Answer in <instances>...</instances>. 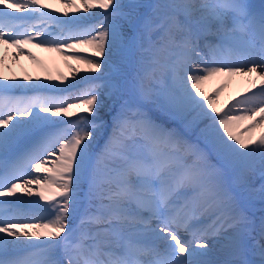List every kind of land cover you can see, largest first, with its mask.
Here are the masks:
<instances>
[{
    "label": "snow or ice",
    "instance_id": "6c2138e0",
    "mask_svg": "<svg viewBox=\"0 0 264 264\" xmlns=\"http://www.w3.org/2000/svg\"><path fill=\"white\" fill-rule=\"evenodd\" d=\"M64 2L61 16L43 0H0V65L7 48L13 59H36L28 44L60 53L90 46L75 58L97 71L131 51L140 65L129 88L136 101L121 95L105 119L100 89L110 85L17 96L34 86L0 81V264H264V215L257 223L225 181L228 172L245 186L257 172L264 179V132L244 136L264 127V6ZM157 69L170 81L160 92L143 83ZM241 74L260 83L226 110L215 99L227 83L211 95L201 87ZM251 192L264 204V183ZM222 236L220 258L213 245Z\"/></svg>",
    "mask_w": 264,
    "mask_h": 264
},
{
    "label": "bare ground",
    "instance_id": "6f19581e",
    "mask_svg": "<svg viewBox=\"0 0 264 264\" xmlns=\"http://www.w3.org/2000/svg\"><path fill=\"white\" fill-rule=\"evenodd\" d=\"M139 2V1H138ZM159 1L152 0L149 4H154ZM264 0H248V3L255 7L257 3ZM43 3L48 5L46 11L53 12L57 15H63V12L68 10V5L64 0H43ZM124 3V0H121ZM130 4V3H129ZM145 8L141 9L145 11ZM73 13L70 11L69 15ZM99 17L88 18L86 23L94 22ZM29 49L35 54L36 59H32L26 53L19 56L18 59H13L14 48H7L5 51V59L2 65H0V81L6 83H20L23 85L34 86L28 88H20V92H15V95L19 96H33V95H57L68 96L78 92L80 89L85 88L91 84L110 85V87H101L102 99L104 100L105 107L101 110V116L105 119L109 118V113L113 108H119V91H127L129 87L128 81L132 82V78L140 71V65L138 64V56L131 51L118 52L114 57V63L109 66L108 69H104L103 65L101 70H92L90 66L84 63L82 60L75 58V54L86 50L91 53L93 50L90 46H80L76 49L66 50L64 53L48 51L44 48L35 47L33 44L23 46ZM166 54H161V61L163 63ZM116 76V79H112V76ZM92 77H100V79H92ZM107 79L108 82H102L103 79ZM252 80H256L259 84L260 81L256 79L255 74L252 77L245 75H235L232 77L218 76L204 82L201 87L207 95H211L213 91L222 83H227V87L220 93L219 97L215 99L217 108L226 110L227 106L233 102V98H240L246 93L248 89L252 88ZM144 87L152 91L160 92L165 90L170 81L167 78L166 73L162 69H157L153 73L148 71L146 78L143 81ZM58 85V88L50 89L44 86ZM247 86V87H246ZM71 102V101H70ZM118 106V107H117ZM74 112L77 110H73ZM154 115H163L165 118H158L160 121L170 123L165 114L159 112L158 109H153ZM74 119V117H73ZM249 122H240L234 127V131L240 132L243 130L245 124ZM264 132V127L255 129L252 133L245 132L244 136H252L253 139L258 137ZM187 138L190 140L195 139V133H187ZM100 144H103V140H100ZM98 150V149H97ZM229 176L225 178L227 187L231 190V194L236 197L238 203L246 207L249 210V214L253 215L259 223V218L264 215L262 209L264 204L261 203L258 195H253L251 189L259 188L264 183V179L261 178L259 173H255L249 177L248 186H245L237 176L232 173H227ZM85 191L80 193L78 199L80 202H84L85 205L79 210L83 212L87 207ZM231 236L232 233H227ZM227 241L223 238H219L213 245V255L222 258V253L219 252Z\"/></svg>",
    "mask_w": 264,
    "mask_h": 264
},
{
    "label": "rangeland",
    "instance_id": "374dc122",
    "mask_svg": "<svg viewBox=\"0 0 264 264\" xmlns=\"http://www.w3.org/2000/svg\"><path fill=\"white\" fill-rule=\"evenodd\" d=\"M138 1H139V2H138ZM151 1H152V0H124L125 4L135 3V4H141V5H147V4H149ZM156 1H159V2H160V0H156ZM145 11H148V9H146ZM112 79H116L114 75L112 76ZM106 81H107L106 78L102 80V82H104V83H106ZM129 85H131V81H130V80L128 81V86H127V87H129ZM129 88H130V87H129ZM129 88H128V89H129ZM128 89H127V90H128ZM121 95H123V98H124V99H128V100L131 99V96H132V95H130V91H129V92H125V93H120V95H119V99L117 100V101L119 102V104L122 102V100H121ZM101 97H102V94H101ZM133 99H134V98H133Z\"/></svg>",
    "mask_w": 264,
    "mask_h": 264
}]
</instances>
